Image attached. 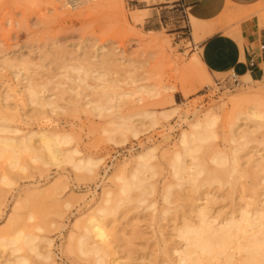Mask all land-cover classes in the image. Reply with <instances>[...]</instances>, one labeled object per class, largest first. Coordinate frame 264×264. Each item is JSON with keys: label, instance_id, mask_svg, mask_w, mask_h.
Returning <instances> with one entry per match:
<instances>
[{"label": "rangeland", "instance_id": "1", "mask_svg": "<svg viewBox=\"0 0 264 264\" xmlns=\"http://www.w3.org/2000/svg\"><path fill=\"white\" fill-rule=\"evenodd\" d=\"M137 18L141 21L136 22ZM199 27L177 4L167 5L164 0H0V98L3 100L5 94L11 97L7 104L0 99V104L12 111L13 116L8 112L11 125L23 134L43 128L69 135L72 143L66 148L79 150L81 157L102 160L91 175L75 172L69 165L33 164L27 156L21 160L27 167L25 172L11 170L7 163L0 162V174H10L13 181L9 187L0 184V237L12 235L10 220L22 213L19 217L23 224L40 226L43 231L36 234L52 241V262L29 253L30 264H89L69 252V237L77 235L88 213L101 202L104 190L116 191L117 168L126 164L125 175H129L135 167L134 157L148 147L158 149L148 163L156 175L152 177L147 172L141 178L155 186L153 193L144 197L146 203L134 213L119 218L129 209L126 206L108 223L112 230L113 222H117L114 228L118 238L128 235L132 226L140 229L143 235L132 250L137 264H165V258L156 249L162 245V239L173 245L172 222L158 223V220L167 207L166 210H176L178 203L174 197L180 193L171 174L169 154L178 148L180 134L189 131L196 116L201 119L207 113L217 116L208 131L213 138L204 144L206 160L218 151L231 158L236 146L231 143L232 133L241 140L247 132L253 141L247 151L250 156L255 154V159L262 158L264 165V82L241 80L242 84L236 88L230 74H206L199 55L208 31ZM196 56L201 67L194 65ZM21 64L29 71L25 73ZM79 67L96 73L84 78L83 72L76 71ZM19 73L23 77L19 78ZM98 73L106 79L99 81ZM80 78L86 79L85 85ZM27 79L34 83L37 80L39 85L49 82L48 95L54 96L59 108L41 116L35 115L33 106L19 105V100L26 99L22 93ZM217 80L223 82L222 86H216ZM145 87L152 93L142 94L141 88ZM102 91L112 95L111 103L106 104ZM114 92L130 97L117 100ZM89 101H93L91 105L87 104ZM102 104L105 109L110 106L114 109L93 110ZM253 111L263 118L244 116ZM143 112L152 116H137ZM162 114L171 116L163 118ZM125 117L134 118L131 121L139 130L137 138L119 128ZM152 120L156 125H152ZM187 162L190 164L191 159ZM171 184L174 191L169 205L163 197ZM206 191L217 197L223 195L216 187ZM133 195L136 197L139 192ZM228 201L219 199L215 210L229 213L242 204L238 200L234 204ZM22 204L28 205L27 209L22 211ZM150 205L154 207L149 208ZM29 214L34 215L33 222L27 221ZM122 245L123 241L114 244L117 258L126 255ZM10 250L11 247L0 249V264L12 261Z\"/></svg>", "mask_w": 264, "mask_h": 264}, {"label": "bare ground", "instance_id": "2", "mask_svg": "<svg viewBox=\"0 0 264 264\" xmlns=\"http://www.w3.org/2000/svg\"><path fill=\"white\" fill-rule=\"evenodd\" d=\"M137 21H141V19L137 18ZM5 63L8 64L9 61H5ZM194 65L197 67L195 62ZM194 65L193 67L195 68ZM10 66L13 68L12 64ZM20 66L23 67L24 72L29 71L25 64H21ZM76 71L83 72L84 78L88 77L89 74L96 73V71L91 72L89 69L85 70L80 67ZM97 75L96 78L99 77V81H103L105 78V75L101 76L99 73ZM17 76L20 78L22 74L20 75L19 73ZM57 79L59 78L57 77ZM79 80L80 82L82 80L85 85L86 79L83 81V78H80ZM27 81L22 93L26 99L25 101L24 99L19 100V105L26 106L28 104V106H33L35 115L41 116L53 113L55 109L59 108L54 96L48 95L49 82L46 84H42L41 82L39 85L36 83L38 82L37 80L36 84L31 79H27ZM141 89L143 91L142 94H144V91L145 93H152L146 87ZM74 94H77V92ZM102 94L106 98L102 97L106 100V104L113 101L112 95H109L110 93H107L108 95L105 92ZM55 96L57 98V95ZM114 97L118 100L129 98L130 95L115 93ZM2 98L3 100L0 99L7 104L11 97L9 94H5ZM92 102L89 101L87 104H92ZM102 105L93 108V110L100 112L114 109L108 105L107 107L109 108L105 109V104ZM253 106L251 107L253 108ZM9 111L10 109L7 106L0 104V162L7 163L9 169L16 170V172H25L27 167L23 162L21 163L23 156H27L33 164H42L44 167L49 165H69L75 172H85L89 175L94 174L97 167L102 163L100 159L81 157V153L75 148H66L72 143L69 135L43 128L37 131L31 130L23 134L21 130L11 125L12 117L8 115L9 113L11 115L12 111ZM247 114L250 115L244 116L248 119L250 116V118H258V120L260 117L263 118L256 111L255 114L254 111ZM137 116L150 117L152 114L143 112ZM170 116V114H162L163 118H169ZM133 117L122 118L124 122H121L122 124L119 128L129 131L134 138H137L139 130H137V127L132 126L131 120L134 119ZM216 120V115L208 113L205 114L204 119L196 116L189 124V131H182L180 134L178 148H174L175 150L170 153L171 155L169 154L171 156V174L177 181L175 187L179 189L180 193L177 197H174L178 203L177 207H175L176 210H166L167 207L164 209L163 215L161 214L162 218L159 217L161 219L158 220V223L163 221L172 222L170 236L173 239V245L169 244V241L166 239L161 240L163 246H157L159 242L156 243V251L159 252V256L165 258L163 261L165 264H264L263 159H255L256 155L250 156V153L247 151L248 144L253 142L249 138V133L244 132L241 140H239L236 139L237 135L233 132L231 143L236 146L233 150L231 149V158L228 157L227 153L218 151L212 155L210 160L207 159L210 161L208 162L205 159L207 157L205 155L207 150H204V144L211 139L212 133L210 132V134L208 131L215 125ZM238 121H241V118H238ZM152 125H156L153 120ZM157 150L156 147H148L139 152L134 157L135 167L129 175H125L126 164H122L117 168L116 174L118 175L115 178L118 184L116 183L117 186H114L116 187V191H103L101 202L92 212L88 213L82 226H79L77 235L72 234L73 236L69 237L70 241H68L67 247H69L70 253L77 255L79 259L82 258V260L87 261L89 264H137V259L134 258L132 250L135 246V241L142 237V232L138 227L132 226L133 229L128 235H125L126 237L118 238L116 226L114 228L117 222H113L114 225L112 224V230H110L108 219L120 215L119 211L121 208L124 209L126 206H129V209L125 208L126 211L119 218L131 212L134 213V211L139 209V205L146 203L144 197L153 193L155 186L151 183L147 184L148 180L141 177L147 172H150L152 177L156 175L154 168L148 163ZM188 158L191 159L190 164L187 162ZM242 160H245L244 164H241ZM0 184L6 187L11 186L13 181L10 178V174L6 172L0 174ZM171 185H167L168 188L165 191V195L164 193L162 194L164 195L162 197L165 203L169 205L172 204V190L174 191V186L173 184ZM213 187L222 190L223 195L217 197V195H213L210 191H206L208 188ZM135 191L139 192V195L136 197L133 195ZM256 197H259L260 200L257 201ZM219 199L230 200L232 204L238 200L242 204L238 205V209H233L229 213H221V211L215 210V205H218ZM177 203L175 202V204ZM259 204H263V206L260 207ZM22 205V211L27 209L28 205ZM184 205L187 210H185ZM148 207L153 208L154 205ZM168 215L169 217L173 216V218L169 219ZM19 216L16 219L14 218L15 220H10L12 225L10 228L12 229L13 227L12 235L9 238L0 237V249L11 247L10 255L13 259L6 263L30 264V260L27 257L29 253L45 262H52L54 257L51 250L52 241L47 238H41L36 234L37 232L42 233L43 229L40 226L23 224V219ZM34 219V215L29 214L27 221L33 222ZM152 221H156L155 215L152 216ZM79 222L78 220L77 223ZM161 234L164 235V231ZM116 241H123L122 246H124V253L126 254L123 258H117L116 256V247H114ZM171 256H174V258H171Z\"/></svg>", "mask_w": 264, "mask_h": 264}, {"label": "crops", "instance_id": "3", "mask_svg": "<svg viewBox=\"0 0 264 264\" xmlns=\"http://www.w3.org/2000/svg\"><path fill=\"white\" fill-rule=\"evenodd\" d=\"M177 4L208 34L199 55L211 75L236 74L264 82V0H164ZM196 56L197 67L202 63ZM255 63L251 67V62Z\"/></svg>", "mask_w": 264, "mask_h": 264}, {"label": "built area", "instance_id": "4", "mask_svg": "<svg viewBox=\"0 0 264 264\" xmlns=\"http://www.w3.org/2000/svg\"><path fill=\"white\" fill-rule=\"evenodd\" d=\"M260 51L264 52V44H262L260 46ZM254 66H255V63L252 61L251 62V67H254ZM230 81L232 83V86L236 87V88L240 87V85L242 84L241 79L234 73L230 74ZM215 84H216L217 87H220V86H222L223 82H220V81L217 80V82Z\"/></svg>", "mask_w": 264, "mask_h": 264}]
</instances>
